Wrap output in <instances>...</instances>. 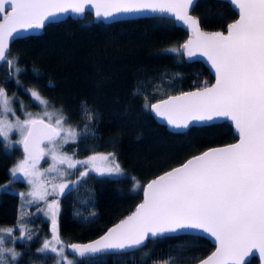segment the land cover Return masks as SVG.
I'll list each match as a JSON object with an SVG mask.
<instances>
[{
    "label": "trees",
    "instance_id": "trees-1",
    "mask_svg": "<svg viewBox=\"0 0 264 264\" xmlns=\"http://www.w3.org/2000/svg\"><path fill=\"white\" fill-rule=\"evenodd\" d=\"M191 12L204 29L223 28L236 16L225 0H196ZM186 35L165 16L103 22L86 12L82 18L47 22L39 33L10 42L7 60L0 63V88L24 107L35 105L24 88L38 91L79 133L64 144L66 151L74 157L112 153L123 171L115 176L89 172L59 196L56 218L63 245L89 240L129 212L150 177L208 146L236 138L225 120L181 133L166 129L149 111L157 98L211 81L199 60L169 51L179 48ZM20 156L18 147L7 148L0 137V183L9 179ZM19 203L16 192L0 190V227L20 221ZM25 220L29 236L14 240L19 255L15 261L8 257L7 264H51L53 254L38 251L49 224L37 214ZM211 248L201 235H163L133 250L75 258L74 264H193ZM256 263L255 257L247 262Z\"/></svg>",
    "mask_w": 264,
    "mask_h": 264
},
{
    "label": "snow or ice",
    "instance_id": "snow-or-ice-1",
    "mask_svg": "<svg viewBox=\"0 0 264 264\" xmlns=\"http://www.w3.org/2000/svg\"><path fill=\"white\" fill-rule=\"evenodd\" d=\"M230 3L239 18L227 25L225 34L200 29L199 20L190 15L195 0H0V61L6 59L10 40L21 32L42 29L58 15L82 16L92 9L98 19L105 20L145 11L175 17L192 35L169 51L182 49L189 58H206L215 71L216 82L169 96L152 104V112L181 133L227 119L239 134L237 143L211 148L149 182L143 188V202L131 215L98 240L69 245L75 254L83 257L123 251L138 248L149 238L195 230L215 240V251L200 264H247L256 256L264 264V0ZM7 63L11 67L13 62ZM30 95L45 106L43 113H27L23 120L10 121L7 114L14 115L12 101L0 88V137L7 140L10 132L19 133L18 143L23 145L25 155L11 171L13 176L21 173L28 179L33 187L29 195L44 199L47 193L42 192L40 178L50 172L62 177L64 172L58 165L67 164L70 169L86 166L81 177L89 171L101 176L122 173L112 153L85 160L62 154L60 145L74 141L79 133L64 126L63 115L47 110L48 101L38 91ZM45 156L51 157L52 164L42 173L37 165ZM54 187L63 193L69 185ZM48 210L45 215L50 214L52 237L38 251L55 253L61 258L57 264H61L65 248L58 232V203H49ZM13 231L0 228V264H7L5 253L13 261L19 255L13 248L4 247L5 235L11 237ZM25 235L22 228L20 238Z\"/></svg>",
    "mask_w": 264,
    "mask_h": 264
},
{
    "label": "rangeland",
    "instance_id": "rangeland-1",
    "mask_svg": "<svg viewBox=\"0 0 264 264\" xmlns=\"http://www.w3.org/2000/svg\"><path fill=\"white\" fill-rule=\"evenodd\" d=\"M24 90H25L28 98L31 101H33L35 105H34V107H24V104L21 101H19L14 95L7 94L8 98L12 101L11 107H12L13 112H14V115H13V113L7 114V118L10 121H15L17 118L23 120L26 118L27 113H32V114L36 115V114H42L43 111L45 110L44 105H40L38 102H36L31 97L30 93L34 89L24 88ZM47 110L49 112H57V113L61 114L58 110L52 109L48 106H47ZM45 119H47V118H45ZM64 126L74 128L71 124L66 123V122H65ZM1 138L6 143L7 148L18 147L21 150V156L14 162V164L10 168V179L8 181L0 183V190L1 189H9L11 191L16 192L20 198V203L18 205V214L20 216V221L15 225L0 227V228H5V229H7V228L14 229L11 237H8L5 235L4 247L14 249V247H13L14 240H16V239L17 240H23V239L27 238L29 236L30 224L26 223L25 219L27 218V216H30L32 214H37V215H39V217L41 219L46 220V222L49 224V228H50L49 234L43 238V240L40 244V248H41L43 246V242L46 239L51 240V237H52V222H51L50 214L45 215V213L47 211H49L48 210V204L54 200L58 203L59 196L62 194L60 192V190L54 186L59 185L60 183H65V184L69 185V187L67 188V189H69L81 178L80 173L82 171H85L86 166L77 165L75 168L70 169L67 167V164L58 165V167L64 172V175L62 177L58 173H55V172L46 173V175L42 176L40 178V180H41V184H42V192L46 191L47 195H45L44 199H39L38 197H34V196L29 195V193L31 191H33V187H32V185H30L28 183V179L26 177H24L23 174L17 173L15 176L12 175L11 170L16 166V164L19 161H21L24 158V155H25L22 151V145L18 143V141L20 140L19 133L16 131H12L9 133V137L7 140H5L3 137H1ZM46 143L47 142H45V144H42V147L45 146ZM64 144L60 145V152L66 156H71L73 158V160H85V159H87V157L92 156V155H107V154H109L107 152H94V153H90V154L83 155L80 157H74L68 151H66L64 149ZM51 164H52L51 157L45 156L44 158H42L40 160L39 164L37 165V168L39 169L40 172L43 173L44 170L49 168ZM89 172L96 173L94 171H89ZM110 176H115V175H110ZM12 180L17 181V183L19 182L18 184L20 186L11 185ZM136 184L138 185V183H136ZM67 189H65L64 191H66ZM58 207H59V204H58ZM22 228L26 230V235L24 236V238L21 239L20 236H21V229ZM57 247H59V246H57ZM52 254L54 256V260L52 261L51 264H57V261L60 260L61 258L57 257L55 253H52ZM5 257L7 260V258L10 256H8V254L5 253ZM74 261H75V257L68 254L64 250L63 260L61 261V264H65V262H71V264H74Z\"/></svg>",
    "mask_w": 264,
    "mask_h": 264
},
{
    "label": "water",
    "instance_id": "water-1",
    "mask_svg": "<svg viewBox=\"0 0 264 264\" xmlns=\"http://www.w3.org/2000/svg\"><path fill=\"white\" fill-rule=\"evenodd\" d=\"M195 1H196V0H195ZM225 1H226V2L230 5V7L235 11V13H236L235 18L232 19V20H230L229 22H227V23L223 26V28H218V29H204V28H201V27H200V29H201L202 31H204V32L222 31V32H224L225 34H227V25L230 24V23H234L235 20L239 18V14H238V10H237V9H236V8L230 3V0H225ZM191 9H192V8H191ZM191 9H190V15L193 16L194 18H197V17L191 12ZM86 12H89V13H90V15H91V19H92L93 21L101 20V21H103V22H108V21H112V20H116V19H121V18L137 17V16H165V17L171 18V19L173 20V22H174L176 25H179V26H181L182 28H184V29L186 30L187 35H186L185 39L181 42L180 45H182L183 43H185V42L189 39V37L192 35V33L188 30V28H187L186 25H184V24H183L182 22H180V21L175 20V17H169L167 14L151 13V12H147V11H145V12H142V13L121 14V15L116 16L114 19H108V20H105V19H103V18H99V19H98V18L95 16V11L92 10V9H89V10L86 11ZM67 16H69V17H71V18H82V17H83V15H82V16H77V15H74V14H62V15H58V16L55 17V18L50 19L48 22H50V21H56V20H60V19H63V18H65V17H67ZM0 18H2V17H0ZM197 19H198V18H197ZM46 23H47V22H46ZM46 23H45V24H46ZM40 30H41V29L29 30V31H27V32H21L17 37L24 36V35H28V34H37V33L40 32ZM17 37H16V38H17ZM11 41H12V40H10V42H11ZM10 42H9V45H10ZM180 45H179V46H180ZM8 49H9V47H8ZM7 52H8V50H7ZM180 52L182 53L183 50L181 49ZM183 56H184L185 60H188V61H191V60H199V61H200V62H201L206 68H207L208 72L210 73V75H211V77H212V78H211V81L208 82V83H206L208 86H211L212 84H214V83L216 82V81H215V71H214V69H212L211 65L207 62L206 58L201 57V56H199V55H197V56H195V57H192V58H189L187 55H184V54H183ZM5 60H7V57H6ZM3 61H4V60H3ZM1 62H2V61H0V63H1ZM204 85H205V84H204ZM204 85H202V86H200V87L189 88V89H186V90H183V91H179V92L169 93V94H167V95H165V96H163V97H160V98H157V99L153 100V101L149 104V111H150L151 115L153 116V118L155 119V121H157L158 123L164 125L166 129H168V130H170V131L178 132L179 130H174V129H172L170 126L167 125V122H166L165 120H163L162 118L157 117V116L155 115V113L152 112V110H151V105H152V104L159 103L161 100L167 99L169 96H178V95H181V94L184 93V92L196 91V90H198L199 88H202ZM223 120H225V121H227V122L229 123V125H230V127H231V130H232V132H233V134L236 136V138H235L233 141L226 142V143H222V144H216V145L208 146V147L202 149L201 151H199V152H197V153H194V154H192V155L187 156V157H186L183 161H181L180 163H178V164H176V165H173V166H171V167H169V168H167V169H165V170H163V171L157 173L156 175L150 177L149 179H147L145 182L142 183V185H141V190H140V195H141V197H140V199L135 203L134 207H133L129 212H127L125 215H123L122 217H120V218L117 219L116 221H114V222H112L111 224H109V225H108V226H107V227H106L101 233H99L97 236H95V237H93V238H91V239H89V240H86V241H78V242H77V241H73V242L66 243V244L64 245L65 251H66L68 254L74 256L75 258H82L81 256L75 254V253L71 250V248L68 247V246L71 245V244H81V245H82V244H89V243H91V242H93V241H95V240H98L101 236H103V235H105V234L107 233L108 229L115 227V225L118 224V223H120L121 220L126 219L129 215H131V214L136 210V207H137L140 203L143 202V198H144V197H143V188H144V186H146L149 182H151L152 180L156 179L158 176L163 175L165 172H167V171H171L173 168L180 167L181 165H183L184 163H186L187 160L191 159L193 156L200 155V154H202L203 152H205V151H207V150H209V149H211V148L226 147V146L229 145V144L237 143V142L239 141V134L236 132V130H235V126L232 124L231 121H229V120H227V119H217V120L214 121V122H220V121H223ZM214 122H213V123H214ZM22 151H23V153H24L23 145H22ZM184 233L201 235V236L207 238V239L209 240V242L212 244V248H211V250H210L208 253H206L204 256H202L200 259H198L197 261H195L193 264H200V261H201V260L206 259L209 255L212 254V252L215 251V240H214L213 237L209 236L208 234L203 233V232H201V231H195V230L183 231V232H178V233H175V234H184ZM165 235H173V234H165ZM154 238H155V237H154ZM149 239H152V238H149ZM142 245H143V244H142ZM142 245H141V246H142ZM139 247H140V246H139ZM133 249H135V248H132V249H126V250H123V251L109 250V251L102 252V253L86 254V255L83 256V257H94V256H96V255L103 254V253L125 252V251H129V250H133ZM255 258H256V261H257L256 264H261V261H260L259 257L256 256ZM249 259H250V258H249ZM248 261H249V260H248Z\"/></svg>",
    "mask_w": 264,
    "mask_h": 264
},
{
    "label": "flooded vegetation",
    "instance_id": "flooded-vegetation-1",
    "mask_svg": "<svg viewBox=\"0 0 264 264\" xmlns=\"http://www.w3.org/2000/svg\"><path fill=\"white\" fill-rule=\"evenodd\" d=\"M9 179H10V177H9ZM9 179H7L6 181H8ZM12 183H17V181L12 180ZM18 183H19V182H18Z\"/></svg>",
    "mask_w": 264,
    "mask_h": 264
}]
</instances>
